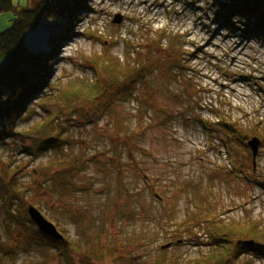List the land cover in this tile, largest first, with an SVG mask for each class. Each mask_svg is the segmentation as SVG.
Segmentation results:
<instances>
[{
    "label": "rangeland",
    "instance_id": "374dc122",
    "mask_svg": "<svg viewBox=\"0 0 264 264\" xmlns=\"http://www.w3.org/2000/svg\"><path fill=\"white\" fill-rule=\"evenodd\" d=\"M68 1L26 38L47 60L45 83L0 119V264H264L237 246L248 223L264 238V39L252 17L229 0ZM13 18L0 14V32ZM110 78L133 96L116 86L97 98ZM224 122L255 135L231 152ZM29 207L64 239L38 230Z\"/></svg>",
    "mask_w": 264,
    "mask_h": 264
},
{
    "label": "trees",
    "instance_id": "16d2710c",
    "mask_svg": "<svg viewBox=\"0 0 264 264\" xmlns=\"http://www.w3.org/2000/svg\"><path fill=\"white\" fill-rule=\"evenodd\" d=\"M229 2L233 12L246 13L252 17L255 22L252 29L255 30L256 35L264 39V0H229ZM68 3V0H39L31 8H25L14 6L13 0H0V14L10 11L14 14L10 26L0 32V87L2 88L0 93V96H2L0 99V119L11 121V119L19 116L20 110L25 107L34 93L38 92L39 88L45 83L49 74L47 60L28 50L26 38L29 33L38 28L43 18H47V16L57 17L69 12L71 8L70 3ZM115 67L112 62L108 63L105 68L106 72H113L117 69ZM95 72L99 74L98 69ZM116 86L118 88L114 91L117 99L120 98L124 101L133 96V91L129 90L130 88L126 90L129 85H126L122 91L120 89L122 83L110 78L108 86L99 92L96 97L98 98L108 91L112 94L110 90ZM94 87H97L96 80ZM224 127L230 129L228 131L229 140H225V144L231 152L230 142L244 143L250 136L255 135L252 127L247 129L243 127L234 128L233 124L227 122H224ZM41 139L45 140L44 138ZM41 146H43L42 141ZM5 186L1 184V189L4 190ZM243 228H237L238 235L243 236V238L249 237L250 241H254V244L252 246H242L241 249L264 257V238L254 230L256 226L248 223ZM227 229L232 228L227 227Z\"/></svg>",
    "mask_w": 264,
    "mask_h": 264
},
{
    "label": "water",
    "instance_id": "95a60500",
    "mask_svg": "<svg viewBox=\"0 0 264 264\" xmlns=\"http://www.w3.org/2000/svg\"><path fill=\"white\" fill-rule=\"evenodd\" d=\"M121 18L117 16L114 20V23H120ZM260 141L257 138H253L248 142V145L252 151L253 155V163L255 164L256 157L258 155V150L260 146ZM28 214L35 223V225L39 228V230L49 238L55 240V241H62L64 237L58 232L56 226L49 222L37 209L34 207H29ZM254 243L252 241H241L237 244L239 245H246V246H252ZM169 246H165L164 248H167Z\"/></svg>",
    "mask_w": 264,
    "mask_h": 264
},
{
    "label": "bare ground",
    "instance_id": "6f19581e",
    "mask_svg": "<svg viewBox=\"0 0 264 264\" xmlns=\"http://www.w3.org/2000/svg\"><path fill=\"white\" fill-rule=\"evenodd\" d=\"M234 53H236V50H235V52Z\"/></svg>",
    "mask_w": 264,
    "mask_h": 264
},
{
    "label": "flooded vegetation",
    "instance_id": "af4514ba",
    "mask_svg": "<svg viewBox=\"0 0 264 264\" xmlns=\"http://www.w3.org/2000/svg\"><path fill=\"white\" fill-rule=\"evenodd\" d=\"M92 264H93V262H92ZM95 264V263H94Z\"/></svg>",
    "mask_w": 264,
    "mask_h": 264
}]
</instances>
